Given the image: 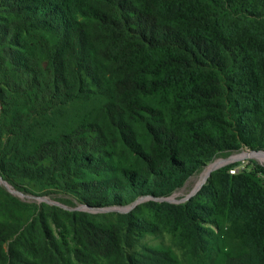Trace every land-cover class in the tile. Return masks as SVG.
Masks as SVG:
<instances>
[{"label":"trees","instance_id":"1","mask_svg":"<svg viewBox=\"0 0 264 264\" xmlns=\"http://www.w3.org/2000/svg\"><path fill=\"white\" fill-rule=\"evenodd\" d=\"M241 148L264 151V0H0V178L158 212L23 219L6 194L0 264H264L253 171L156 202Z\"/></svg>","mask_w":264,"mask_h":264},{"label":"rangeland","instance_id":"2","mask_svg":"<svg viewBox=\"0 0 264 264\" xmlns=\"http://www.w3.org/2000/svg\"><path fill=\"white\" fill-rule=\"evenodd\" d=\"M242 150H240L239 153L237 154H240ZM219 159L224 160L226 159V157L225 158L217 157L214 160H212V162L217 161ZM212 162L208 163L207 165H210ZM221 167L222 166L214 169L213 171L210 172V174ZM205 169H206L205 167L202 168L198 173L188 178V180L185 182L183 187L174 191L170 196L166 197L164 200L161 201V200L155 199L156 202H159V203L168 202V201H165L167 198L171 199L170 201L172 202H168L171 204H182L188 201L191 197L195 196L196 193L199 191L197 190L196 193L190 194V192L193 190L195 186V183H196L195 180L200 176V174ZM6 194L15 198L17 201H19L20 203L26 206V209L28 210L27 211L24 210L21 212V213H24L23 219H26L27 217H29L31 213H44L45 212L43 210L44 205L55 206V207H58L64 210H89L85 207V205H83L77 200L74 194L65 190L61 186H52L50 188H44V189L32 188L30 192H23V191L21 192V191L13 189L11 186H9L6 182H4L0 178V214L6 212L5 207L3 206V202L5 200L4 198ZM147 201H148V198H142V200L140 202H137L134 207L138 206L139 208L138 213L141 217H144L147 220L153 221L154 218L156 217V213L158 212L151 209V207L144 206L143 203ZM199 202H202V201L199 199ZM131 206L132 204L124 206V207H112L108 209H96V210H91V211L95 214L96 213H100V214L101 213H109V214L110 213H114V214L115 213H129L134 208ZM174 241H175L174 236L170 235L168 232H164L163 234L145 236L144 239L140 241V243H145L147 245H152V246H155L158 244H163V245L171 244L173 248L177 250L179 248L174 244Z\"/></svg>","mask_w":264,"mask_h":264},{"label":"built area","instance_id":"3","mask_svg":"<svg viewBox=\"0 0 264 264\" xmlns=\"http://www.w3.org/2000/svg\"><path fill=\"white\" fill-rule=\"evenodd\" d=\"M240 150H242V152L237 154ZM223 161L222 167L232 165L228 170L230 175L253 171L264 187V151H251L247 148H241L231 153V155L226 157Z\"/></svg>","mask_w":264,"mask_h":264},{"label":"bare ground","instance_id":"4","mask_svg":"<svg viewBox=\"0 0 264 264\" xmlns=\"http://www.w3.org/2000/svg\"><path fill=\"white\" fill-rule=\"evenodd\" d=\"M223 163H224V161L219 159L217 161L212 162L210 165H208V167H205L206 169L195 180V182H196L195 186H194L193 190L190 192V194L195 193L203 185V183L206 181L210 172L213 171L214 169L220 167Z\"/></svg>","mask_w":264,"mask_h":264},{"label":"water","instance_id":"5","mask_svg":"<svg viewBox=\"0 0 264 264\" xmlns=\"http://www.w3.org/2000/svg\"><path fill=\"white\" fill-rule=\"evenodd\" d=\"M207 166H208V165H207ZM203 184H204V183H203ZM200 188H201V187H200ZM200 188H199V189H200ZM199 189H198V190H199ZM195 193H196V192H195ZM193 194H194V193H193ZM188 198H190V197H188ZM141 200H142V198L137 199L136 201H134V202L132 203V206H131V207H134L135 204H136L137 202H140ZM160 200L162 201V200H164V199H160ZM170 200H171V199H168V198H167L165 201L172 202V201H170ZM87 211H91V210H87Z\"/></svg>","mask_w":264,"mask_h":264}]
</instances>
